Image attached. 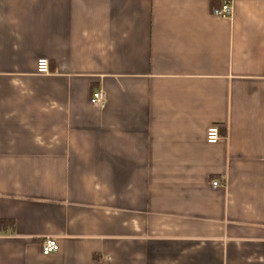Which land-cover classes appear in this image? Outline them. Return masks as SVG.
Returning <instances> with one entry per match:
<instances>
[{"label": "crops", "instance_id": "1", "mask_svg": "<svg viewBox=\"0 0 264 264\" xmlns=\"http://www.w3.org/2000/svg\"><path fill=\"white\" fill-rule=\"evenodd\" d=\"M224 1L0 0V264H264V0Z\"/></svg>", "mask_w": 264, "mask_h": 264}, {"label": "built area", "instance_id": "2", "mask_svg": "<svg viewBox=\"0 0 264 264\" xmlns=\"http://www.w3.org/2000/svg\"><path fill=\"white\" fill-rule=\"evenodd\" d=\"M211 14L217 18H229L232 14V7L229 1L222 2L218 7H214L211 9ZM37 73L46 75L49 73V62L46 59H39L37 61ZM90 102L99 107H104L106 104V94L102 90H97L92 93ZM223 136L220 133L219 126H211L208 128L205 134V140L208 144H215L219 140H221ZM213 187L219 186L217 181L212 183ZM58 244L55 239L48 238L43 241L41 244V253L46 256L58 251Z\"/></svg>", "mask_w": 264, "mask_h": 264}, {"label": "trees", "instance_id": "3", "mask_svg": "<svg viewBox=\"0 0 264 264\" xmlns=\"http://www.w3.org/2000/svg\"><path fill=\"white\" fill-rule=\"evenodd\" d=\"M218 5L212 4V7H217ZM6 225H10L9 223L5 222V221H0V228L6 226Z\"/></svg>", "mask_w": 264, "mask_h": 264}]
</instances>
